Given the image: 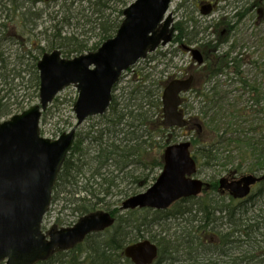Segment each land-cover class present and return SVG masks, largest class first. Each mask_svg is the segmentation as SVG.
<instances>
[{
    "label": "trees",
    "instance_id": "16d2710c",
    "mask_svg": "<svg viewBox=\"0 0 264 264\" xmlns=\"http://www.w3.org/2000/svg\"><path fill=\"white\" fill-rule=\"evenodd\" d=\"M130 4V0H0V120L22 113L39 98L37 63L43 54L60 50L72 58L96 51L116 35ZM92 34L96 42L91 45L83 36ZM242 41L240 37L230 44L225 62L208 64L204 72L208 77L186 96L184 112L201 127L188 137L198 175L215 172L207 175L210 189L218 188L222 172L236 178L254 173L263 178L258 198L226 201L215 191H205L164 211L113 209L155 182L165 148L186 136L184 130L163 126L165 72L156 77L159 67L137 66L127 72L131 78L125 86L115 87L107 113L75 141L53 191L63 202L62 211L69 209L76 222L97 211L109 212L115 222L39 264H133L124 256L125 247L146 239L142 228L168 218L184 226L175 236L149 238L160 251L155 264H264V50H243ZM11 42L19 48L6 55L3 46ZM258 42L264 44V37ZM237 43L241 48L234 51ZM124 184L134 190L121 189ZM69 224L58 220L54 226Z\"/></svg>",
    "mask_w": 264,
    "mask_h": 264
},
{
    "label": "water",
    "instance_id": "95a60500",
    "mask_svg": "<svg viewBox=\"0 0 264 264\" xmlns=\"http://www.w3.org/2000/svg\"><path fill=\"white\" fill-rule=\"evenodd\" d=\"M172 2L136 0L124 10L116 35L97 51L65 58L60 50H54L38 61L39 103L0 122V264L46 262L55 253L70 250L91 233L114 224L109 213L99 211L82 217L74 226L52 228L47 233L42 230L54 187L73 148L78 128L87 119L106 114L123 74L171 41ZM193 54L198 59L199 53L193 51ZM70 86L78 91L74 105L77 123L55 140L44 138L40 130L42 115ZM191 86L192 79H188L171 81L165 87L164 127L188 126L180 107L181 95ZM163 161L157 180L145 192L126 199L122 211L167 210L174 203L198 197L210 188L195 177L198 168L191 142L169 145L164 150ZM261 180L254 175L238 180L222 178L219 186L235 199H245L252 186ZM124 256L133 264H154L159 250L155 243L144 240L127 246Z\"/></svg>",
    "mask_w": 264,
    "mask_h": 264
},
{
    "label": "flooded vegetation",
    "instance_id": "af4514ba",
    "mask_svg": "<svg viewBox=\"0 0 264 264\" xmlns=\"http://www.w3.org/2000/svg\"><path fill=\"white\" fill-rule=\"evenodd\" d=\"M175 1L177 0H173L172 4ZM175 6L174 10L170 7L173 18L171 41L137 65L143 62L145 66L146 64L153 67L165 66L163 75L164 78L167 76L166 86L174 80L192 79L191 90L181 96L180 109L184 111L186 96L207 79L208 76L204 75V72L208 64L214 65L215 61L219 60L225 62L231 50L230 44L235 43L236 38H244L246 35L251 39L264 37V0H178ZM193 22L201 25L208 23L211 26H208V29L206 26H193ZM239 44H233L234 51L240 50ZM193 51L199 53L198 59L195 58ZM164 54L166 57H163ZM187 120L189 124L183 130L188 137L198 124L188 118ZM214 188L209 193L215 191L219 198L226 201L245 200L235 199L219 186ZM261 190L260 182L256 183L246 199H257Z\"/></svg>",
    "mask_w": 264,
    "mask_h": 264
},
{
    "label": "rangeland",
    "instance_id": "374dc122",
    "mask_svg": "<svg viewBox=\"0 0 264 264\" xmlns=\"http://www.w3.org/2000/svg\"><path fill=\"white\" fill-rule=\"evenodd\" d=\"M131 3H134L136 0H130ZM178 1V0H177ZM175 1L172 5L171 8L174 10V8L176 7V2ZM171 9V10H172ZM208 18V17H207ZM206 18V19H207ZM0 22H3L0 20ZM206 22V21H204ZM247 35L246 38L244 37V41H242L241 43H244L246 47L243 48V50H247L252 51V52H258L259 49L260 50H264V44H261L258 42V39L256 38H249L247 39ZM84 40H90L91 41V45L92 43L96 42V37L94 34H92V36L90 35H85L83 36ZM263 38V36H262ZM17 47L19 48L18 45H14L12 42L11 43H6L3 48L6 51V55H8V53L10 52V54H13L16 52ZM50 52V51H48ZM263 58V57H262ZM145 65H138L139 68L144 67ZM165 66H161L158 68V70L156 72H154V75L156 77H160L158 74L159 71L164 70ZM157 73V74H156ZM130 75L131 73H127L125 75L122 76L120 83L116 86V88L125 86L128 80H130ZM255 75V74H254ZM23 94V93H21ZM78 98V92L76 90V88L74 86H70L68 88H66L63 92H61L58 97L55 99V101L49 106V108L47 109V111L43 114L42 120H41V135L44 138H48L51 140H55L57 139L61 134L65 133V132H69L77 123V119L74 113V105L77 101ZM39 103V99H37L34 103H32L31 106L36 105ZM29 106V107H31ZM28 107V108H29ZM27 108V109H28ZM95 118V119H94ZM94 118H90L88 119L80 128H78L77 130V138L76 140L79 138H83L84 136H86L85 134H87L90 126H92L94 123L96 124V122H98L100 119L97 117ZM8 118L5 119H1L0 122L7 120ZM196 128V127H195ZM185 134V132L183 133ZM190 139V137L187 136H180L176 142V144L184 142L186 140ZM201 175H196V178H199L205 182H207L209 180V178H207V175H213L215 172H213L212 169L210 170H206L203 171ZM218 174V173H217ZM250 173L248 172H244L241 175H249ZM254 173H251V175ZM228 173L222 172L220 175L218 174L217 177V182H219L223 177L225 178V176H227ZM239 175V176H241ZM237 176V178L239 177ZM236 177V176H235ZM235 177H231V178H235ZM226 178H229L228 176ZM208 179V180H206ZM230 180V179H229ZM151 186V185H150ZM148 186V187H150ZM130 187H135V186H128L126 184L121 186V189L123 190H127V189H131L134 190V188H130ZM145 188L144 190H139V193L145 192L147 189ZM210 189V188H209ZM210 190L206 191V192H210ZM54 197V195H53ZM118 199H112V202L115 203ZM252 207V204H250ZM62 206H63V202L61 200H58L54 197L52 199V203H51V207L50 210L47 214V216L44 218V223H43V229L44 231H48L49 229H51L52 227H54V225L58 224V220L59 222H67L70 223L69 225H73L77 218L72 217L70 215L71 211H69V209H66L64 211H62ZM66 206V205H65ZM120 203L118 202V204L113 205V209H120ZM246 208V207H245ZM244 210H239V213H243ZM121 210V209H120ZM252 210V209H251ZM61 212H63V214H61ZM122 212V211H121ZM124 213H121V215ZM141 216L145 217L146 214H140ZM181 224V225H180ZM65 226V225H64ZM68 226V225H66ZM181 226H184V223L182 224L181 221H178L176 219H167V220H161L160 223L156 226L153 227H149V228H142L143 229V234L146 237V239H149L151 237H159L160 234H162L165 237H169V236H175L176 234H178L179 230H181ZM58 227V226H57Z\"/></svg>",
    "mask_w": 264,
    "mask_h": 264
}]
</instances>
